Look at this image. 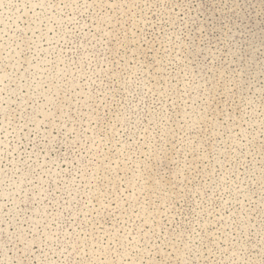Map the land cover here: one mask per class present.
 <instances>
[{
    "label": "rangeland",
    "instance_id": "374dc122",
    "mask_svg": "<svg viewBox=\"0 0 264 264\" xmlns=\"http://www.w3.org/2000/svg\"><path fill=\"white\" fill-rule=\"evenodd\" d=\"M52 2L59 3V0ZM139 2L143 7L145 0ZM202 2L208 7L213 4L220 7L223 0ZM237 2L254 6L252 23L258 29V20L264 19L256 15L261 0ZM36 3L38 0H0V139L7 136L2 131L6 117L20 124L23 122L21 113L35 116V121L29 124L33 133L23 139L22 144L28 145V153H33L35 148L39 157L33 154L29 159L24 148L15 145L8 151L16 147L13 155L21 164L25 160L29 163L39 160L45 170L51 167L54 172H60L59 176L41 177L47 181L45 187L49 191L67 188L76 196L71 210H61L62 215L48 230L59 237L48 241L57 252L52 255L49 251L51 259L63 264H210V261L216 264L220 260L230 264L226 259L229 253L221 255V250L228 248L230 252L235 250L245 256L251 255L253 264H257L261 258L260 250L264 248V132L259 125L264 119V99L259 91L264 87V71L261 70L264 54L261 51L255 53L250 89L247 85L229 84L227 76L222 78L220 72H216L219 90L224 92L231 88V92L219 97L220 101L228 99V105L221 103L220 108H216L213 104L207 122L193 117L186 123L183 107L173 108L169 101L167 107L171 118L163 129L150 126L145 131L144 127L148 125L145 117L150 110L145 106L157 108L153 100L158 97H144V103H140V97L149 88L156 91L157 83H164L161 76L167 73L156 71L159 56L140 41V30L158 32L159 26L153 27L141 20L143 14L139 9L130 11L133 0H96L97 5L104 6L102 11L97 8L103 18H98L101 29L94 27L93 35L88 36L79 32L65 36L64 39L72 43L63 50L60 45L52 44L56 51L49 55L40 49L51 51L47 37L53 33L47 32L44 39H38L41 32L36 31L30 10ZM234 6L232 0H228L227 8ZM216 15L219 17L220 14L217 12ZM134 21L139 23L134 26ZM85 22L93 23L91 19ZM187 38L185 32L182 39ZM72 44L77 46L75 53L68 50ZM9 45L15 50L11 53L14 57L23 49L16 59H8ZM37 52L39 56L33 58ZM205 56H208L207 60ZM17 59L21 61L18 71L12 67ZM198 59L202 64L213 66L208 52ZM141 65L143 74L137 71ZM83 72L91 74L96 83L92 84ZM172 74L175 75V71ZM207 74L212 75L211 72ZM38 84L43 87L38 88ZM82 90L90 92L91 96L77 95ZM41 92L44 95H39ZM30 93L35 94L31 101L28 100ZM247 97L253 98L251 105L247 103ZM85 101L93 107L99 105V118L87 115L90 109L83 106ZM33 104H36L37 112H33ZM253 107L256 108L255 115H251ZM49 112L51 115L46 116ZM217 112L222 114L217 116ZM91 115L96 116V113ZM242 120L255 122L254 130L247 123L242 124ZM209 124L219 127L211 128ZM229 126H232L231 131ZM153 127H157L156 132ZM241 127L252 133L247 140L243 139L246 133L241 132ZM65 133L69 141L75 142L74 149L61 143ZM152 136H155L154 140ZM234 141L247 147L241 149ZM149 151L152 153L150 158L140 154ZM4 155V144H0V169L11 168L8 161L13 157L4 159ZM23 170L29 171L26 165ZM21 175L17 173V179ZM2 177L3 172H0ZM28 187L26 182L21 184L23 190ZM4 188L5 185H0V229L5 230L0 231V243L7 238L8 232L16 231L17 222H22L25 217H32L35 222L39 219L38 212L42 211L31 203V193L28 202H23V191L17 195V203L11 204L2 195ZM60 194L55 192L57 196ZM23 227L27 228L28 224ZM150 229L156 231L159 239L151 237ZM85 233L88 234L86 245L82 243ZM133 237L137 239L133 240ZM150 238L152 243L145 244ZM39 247L32 245L35 257L40 256ZM65 248L63 255H59ZM35 257L32 264H40ZM231 259L238 261L239 257Z\"/></svg>",
    "mask_w": 264,
    "mask_h": 264
},
{
    "label": "clouds",
    "instance_id": "9594fccd",
    "mask_svg": "<svg viewBox=\"0 0 264 264\" xmlns=\"http://www.w3.org/2000/svg\"><path fill=\"white\" fill-rule=\"evenodd\" d=\"M227 2L228 0H223L220 7H216L215 4L212 7H208L202 0H171V2L170 0H152L151 3L145 0L144 6L141 7L139 0H133V3L129 5L130 11L133 8L139 9V12L143 14L140 19L145 23L152 24L153 27L159 26L158 32L141 29L142 35L140 41L149 46V51L154 50L158 54L159 58L156 59V64L159 67L156 68V71L167 73V75L161 76L164 83L159 84L158 82L155 86L156 91H152L149 88L148 92H144L143 96L140 97V103H144V97H148L149 99L158 97V99L153 100V104L158 105L157 108L145 106L150 108L148 115L145 117L148 119V125L144 127L145 131H148L150 126H157L163 129L164 125L171 118L167 107L169 101L173 108L183 107V116L186 118V123L189 118L193 117H198L200 121L207 122L208 112L213 104H215L216 108H220L221 103L228 105V99L220 101L219 97L230 93L231 88H226L224 92L219 90L220 81L216 78L217 71L220 72L222 78L228 77L229 84L236 86L247 85L249 89L253 86L252 70L255 53L261 51V54H264V19L258 20L259 27L257 29L252 23V10H255L252 4L247 2L240 4L237 0H232L235 6L232 9H228ZM98 7L101 11L104 8L102 4L97 5L96 0H93L92 3H89V0H59V3H53L52 0H38V3L34 4L30 9L34 17L33 22L37 25L36 31L41 32V36L38 39H44L47 36V32L53 33L51 37H47L51 51L43 48L40 50L49 52V55H51V52L56 51L55 47H51L52 44L60 45L61 50H63L65 46L72 43L70 40H65V36L76 35L78 32L83 33L85 36L93 35L94 27L100 30L101 20L98 18H103L101 17V11L97 10ZM37 8L40 11H36ZM217 12L220 14L219 17L216 15ZM256 15L257 17H264V0H261V7L256 11ZM153 17H155L154 20ZM89 19L93 23L85 22ZM136 23H139V21H134V26ZM41 25L43 28L40 27ZM53 25L56 26L55 29ZM70 25L72 27H69ZM177 28L179 31H177ZM84 29L88 31L84 32ZM185 32L188 33L187 40L182 39L185 36ZM61 41H63V44H61ZM157 44L159 45L158 48L156 47ZM16 47L19 48L20 45ZM212 49H215V51H212ZM68 50L75 53L77 46L72 44V47ZM13 51L15 50L11 49L9 45L8 59H16V57L21 55L23 49H21V52H16L15 57L11 55ZM205 52L211 55L212 67H209L206 63L202 64L198 59ZM38 56L39 52L33 58H37ZM204 59L207 60L208 56H205ZM45 60L47 61V57ZM116 63L118 64V62ZM20 64L21 61L17 59L12 67L18 71ZM217 64L219 65L218 68L215 67ZM181 65L183 66L181 67ZM148 67L152 66L149 65ZM142 68L143 65L137 71L141 72ZM261 70L264 71V65L261 66ZM25 71L28 70L25 69ZM173 71H175V75L172 74ZM208 72H211L212 75H208ZM141 74L143 73L141 72ZM82 75L87 76L92 84L96 83V80L88 72H83ZM21 78H23L22 75ZM96 78L100 79L101 84H103V80L99 75ZM173 81L175 82L173 83ZM125 83H127V80ZM75 86L82 87L80 85ZM28 87L31 89L32 85L29 84ZM37 87H43V85L38 84ZM160 89H163V91H160ZM259 91L261 99H264V87H261ZM149 92L151 96H149ZM34 95V93H30L28 100H33ZM39 95H44V93L41 92ZM77 95L90 97L91 93H84L82 90ZM35 98L38 100L39 97L36 96ZM245 99L249 105L253 103L252 97ZM77 102L80 103L79 101ZM27 103L28 101H25V104ZM83 106H87L90 109L87 115L93 119L99 118V105L93 107L85 101ZM32 108L33 112H37L36 104H33ZM188 109H191V112ZM92 113H96V116H92ZM224 113L226 114V109ZM221 114V112H217V116ZM246 114L248 113L246 112ZM255 114L256 108L253 107L251 115ZM45 115H51V113L49 112ZM80 115L83 116L85 114ZM20 118L23 122L15 124L12 118L6 117L7 123L2 129L7 134L5 138L0 139V144H4L5 150L3 158L7 159L8 156L13 157L8 161L12 165L11 168L0 169V172H3V177L0 178V185H5L2 195L8 198L11 204L15 205L17 203V195L21 191H23L24 195L23 202H28V194L31 193V203L38 209H42V211L38 212L39 219H36L35 222H32V217H25L22 222H17L16 231L7 233V238L3 239L2 243H0V248L3 250V260L0 261V264H24L25 261H27V264H32V258L35 257L32 245L37 244L40 246L38 249L40 256L35 258L40 261V264H63V262L52 260L49 256V251L52 255H57V252L56 248L49 244L48 241L53 237L57 239L59 237L56 232L50 234L48 230L51 229L53 223H56L57 218L62 215L61 210L63 212L71 210L72 201L76 199V196L67 188H57L55 191H49L45 187L47 181L41 179V177L48 174L59 176L60 172H54L51 167L45 170V166L39 163V160L33 162L36 165L35 167H33V163H29L27 160L21 164V161L13 155L16 147H23L24 154L28 155L29 159H31L33 154L39 157V152H36L35 148L33 149V153H28V145L22 144V140L28 139L33 133V129L29 127V124L35 121V116L29 117L21 113ZM212 119L215 120L216 117H212ZM241 123H247L249 128H253L254 130L253 126L255 122L242 120ZM259 125L261 131L264 132V119L259 121ZM157 127H153V132L157 131ZM208 127L217 128L219 125L209 124ZM231 127L229 126V131H231ZM241 132L246 133L243 136L245 140L252 135L251 132H247L243 127H241ZM49 135L51 134L49 133ZM64 135L65 139L61 143L67 145L70 149H74L75 142L67 139V133ZM8 137L11 139H8ZM161 138L163 137L161 136ZM152 139L154 140L155 136H152ZM31 143L32 141L29 140V144ZM234 143L241 149L247 147V145L239 143V141H234ZM13 145L16 147H12V150L8 151V148ZM140 154L145 156L146 159L152 155L151 151L147 153L141 152ZM220 163L223 165L224 162L220 161ZM17 165L21 166L17 167ZM23 165H26L29 171H24ZM56 167L59 168V164ZM37 169H39V172ZM17 173H22L18 179ZM35 181H39V183ZM25 182L30 185L27 190L21 188V184ZM11 189H15V191ZM55 192H60L61 194L57 196ZM65 192L67 193V199L65 198ZM76 194L79 195V192ZM8 223L9 226H12L10 221ZM23 224H28V227H23ZM40 228L44 230L40 231ZM0 231L5 230L0 229ZM149 231L151 237L159 239L155 230L150 229ZM65 235L68 234L65 233ZM87 235L85 233L82 239V243L85 245L87 244ZM145 236H149V233H145ZM77 239H80L79 234H77ZM136 239V237H133V240ZM21 243L24 244L23 248L20 247ZM149 243H152L151 238L145 241V244ZM63 251H66V248L59 255H63ZM8 253L12 255L9 256ZM21 253L23 255H20ZM225 253H229L226 259L230 261V264H253L251 255L245 256L244 253L235 250L230 252L228 248L221 250V255ZM209 254H212L211 249H209ZM259 255L261 258L257 264H264V248L260 250ZM232 257H239V259L235 261L231 259ZM66 259L67 257H65ZM205 259L208 258L206 257ZM216 264H224V260H220Z\"/></svg>",
    "mask_w": 264,
    "mask_h": 264
}]
</instances>
